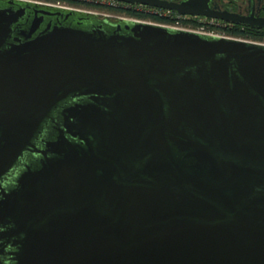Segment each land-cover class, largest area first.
I'll return each mask as SVG.
<instances>
[{"label": "water", "instance_id": "obj_1", "mask_svg": "<svg viewBox=\"0 0 264 264\" xmlns=\"http://www.w3.org/2000/svg\"><path fill=\"white\" fill-rule=\"evenodd\" d=\"M0 264H264V44L0 0Z\"/></svg>", "mask_w": 264, "mask_h": 264}, {"label": "flooded vegetation", "instance_id": "obj_2", "mask_svg": "<svg viewBox=\"0 0 264 264\" xmlns=\"http://www.w3.org/2000/svg\"><path fill=\"white\" fill-rule=\"evenodd\" d=\"M61 1L63 2V6L59 7L92 14L99 19H106L110 22L120 19L133 20L130 17H135L138 19L137 22L165 26L163 23H169L175 19H179L185 25L215 29L232 36L230 38L237 37L235 39L264 44V0H147L148 2L138 0ZM172 6L204 10L214 13V17L187 13L180 14L177 12V8H172ZM222 16L230 17V19L222 18ZM52 114L44 125L46 133L41 136L38 135V139L34 140L35 145L40 148L42 146L39 139L43 140L45 136L47 137L50 127L55 126L54 122H58L56 119L59 113ZM59 125H62V123H59ZM34 160H37L34 154L23 153L16 164L4 176L5 180L3 179V181L5 185L15 186V180L19 179L26 172V166Z\"/></svg>", "mask_w": 264, "mask_h": 264}, {"label": "built area", "instance_id": "obj_3", "mask_svg": "<svg viewBox=\"0 0 264 264\" xmlns=\"http://www.w3.org/2000/svg\"><path fill=\"white\" fill-rule=\"evenodd\" d=\"M36 1L44 2L47 4H54L57 6H63V2L61 0H56V1L36 0ZM130 18L138 21V19L135 17H130ZM163 25L168 26V27L178 28V29L196 31L199 33H204V34H209V35H215V36H221V37H232L230 35H227L223 31H217L215 29L204 28L202 26L192 27L190 25H185L179 19H175L174 21H171L169 23H163ZM233 38H237V37H233Z\"/></svg>", "mask_w": 264, "mask_h": 264}]
</instances>
